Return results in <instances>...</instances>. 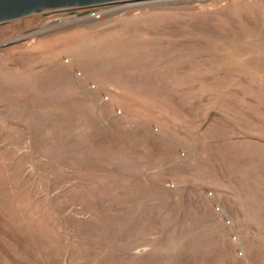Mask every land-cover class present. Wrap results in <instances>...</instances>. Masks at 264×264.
Listing matches in <instances>:
<instances>
[{
  "label": "rangeland",
  "instance_id": "374dc122",
  "mask_svg": "<svg viewBox=\"0 0 264 264\" xmlns=\"http://www.w3.org/2000/svg\"><path fill=\"white\" fill-rule=\"evenodd\" d=\"M263 45L264 0H138L0 24V264H264ZM170 79L197 92L176 105L167 93L165 116ZM169 118L180 156L197 169L213 156L206 177L221 188H169L181 174L159 164Z\"/></svg>",
  "mask_w": 264,
  "mask_h": 264
},
{
  "label": "crops",
  "instance_id": "0c3cea01",
  "mask_svg": "<svg viewBox=\"0 0 264 264\" xmlns=\"http://www.w3.org/2000/svg\"><path fill=\"white\" fill-rule=\"evenodd\" d=\"M264 46V45H263ZM197 85L196 82L193 80H186V82L183 83V85H179L177 82V79H175L174 84H172V80L170 79L168 82L163 80L161 81V99H160V110L164 112L163 114L167 116L168 114V107L167 104L170 102V97L167 96V93L174 94V103L175 105L178 103L179 94L182 93L183 95H190L192 93H196ZM169 97V99H168ZM172 97V96H171ZM185 99V98H184ZM195 101H191V103H185L184 104H194ZM169 103V104H170ZM178 126L177 119H171L168 120H162L159 125V147H160V158H159V164L160 167L167 168L170 170L180 171V176L173 177L171 179L170 183V189H177L176 186L182 185V183L190 184L191 187L196 188L194 189L196 191V194L201 197V192L203 191V188H209L210 190H218V186L223 185L222 180L220 184L218 181L215 180L212 176L208 178L206 177V174H213L218 173V171L215 169V167L209 166L207 163L209 159L211 160L213 156L205 155V157L208 156V158L204 159V162L200 165V168L197 169L196 164L195 166H191V164H194L196 162V155L188 149L191 153V161L186 162L185 159L188 157L187 153L184 152L183 155L180 156L178 153L177 147L179 146V143L177 141L178 133L176 131V128ZM175 127V129H173ZM208 127H203V129L200 131V133L196 134V141L195 143H200L204 149L207 148L208 145ZM264 139V138H262ZM189 154V152H188ZM244 155H239V157H244ZM230 158V156H228ZM197 163V162H196ZM195 167V168H194ZM222 172V171H221ZM223 173L226 172L223 170ZM167 187V188H168ZM221 188V187H220ZM213 194V192L211 191ZM238 207L241 209L242 203H236Z\"/></svg>",
  "mask_w": 264,
  "mask_h": 264
},
{
  "label": "water",
  "instance_id": "95a60500",
  "mask_svg": "<svg viewBox=\"0 0 264 264\" xmlns=\"http://www.w3.org/2000/svg\"><path fill=\"white\" fill-rule=\"evenodd\" d=\"M138 0H0V24L49 10L80 9Z\"/></svg>",
  "mask_w": 264,
  "mask_h": 264
},
{
  "label": "built area",
  "instance_id": "2783aa9c",
  "mask_svg": "<svg viewBox=\"0 0 264 264\" xmlns=\"http://www.w3.org/2000/svg\"><path fill=\"white\" fill-rule=\"evenodd\" d=\"M263 60H264V50H263ZM76 76H79V74L77 73ZM87 88H88V90H90V91H94L95 86H94V85H88ZM107 100H108V97H107L105 94H101V95H99V101H100L101 103L106 102ZM115 114L118 115V114H119V111H117ZM207 196L211 198V197H212V193H211V192H208V193H207ZM214 211H215V213H217L220 217H222V219H223V223H224V225H225L226 227H230V226L232 225L230 219L225 218V214H224V212H223L219 207H215V208H214ZM230 238H231V241H232V242H234V243L237 242V237H236L235 235H232ZM238 255L241 256V253L239 252Z\"/></svg>",
  "mask_w": 264,
  "mask_h": 264
}]
</instances>
